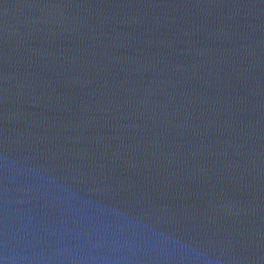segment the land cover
Returning <instances> with one entry per match:
<instances>
[{
    "label": "water",
    "instance_id": "95a60500",
    "mask_svg": "<svg viewBox=\"0 0 264 264\" xmlns=\"http://www.w3.org/2000/svg\"><path fill=\"white\" fill-rule=\"evenodd\" d=\"M0 264H264V0H0Z\"/></svg>",
    "mask_w": 264,
    "mask_h": 264
}]
</instances>
